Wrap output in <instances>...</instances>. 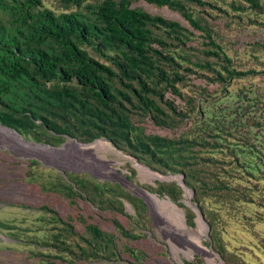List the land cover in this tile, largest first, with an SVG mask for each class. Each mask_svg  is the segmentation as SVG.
I'll list each match as a JSON object with an SVG mask.
<instances>
[{
	"label": "rangeland",
	"instance_id": "obj_1",
	"mask_svg": "<svg viewBox=\"0 0 264 264\" xmlns=\"http://www.w3.org/2000/svg\"><path fill=\"white\" fill-rule=\"evenodd\" d=\"M203 1L204 6L190 2L185 5L201 24L208 25L216 43L229 56L232 68L255 72L233 77L226 83L218 81L214 70H222L223 61L207 56L210 46L202 32L193 29L176 10L134 1L133 7L177 21L187 31L181 42L173 33L153 28L154 36L162 42L156 41L152 46L171 60L159 59L157 64L167 75L177 72L181 78L175 83L178 93L162 82L157 72L150 81L152 88L156 86L164 93L163 99L152 96L162 111L160 121L132 94H128L129 101L116 92L115 106L135 127L130 130L129 141L118 137L121 147L111 140V133V138L88 140L94 129L80 122L97 107L92 100L87 106L90 110H81L63 96L62 100L69 104L64 108L57 98L39 93L38 89L49 90L50 84L42 82L35 87L22 81L0 93V112L10 108L18 115V108L25 107L29 115L36 114L33 125L20 128L21 131L1 124L27 142L61 148L69 141L88 145L103 139L112 148L81 155L68 147L65 154L50 160L48 155L13 147L10 137L0 132V264H209L203 251L192 250L171 228L182 229L184 220L188 229L196 231L201 216L205 226L202 245L215 255V264H264V0H258L263 11L249 7L243 0ZM96 2L87 0L84 5ZM42 7L56 14L65 11L59 0H42ZM0 20L3 36H14L1 11ZM82 47L89 57L118 72L113 63L119 59L117 53L90 45ZM74 83L75 79L69 84ZM114 84L123 89L117 78ZM10 95L16 97L14 104ZM166 102H171L175 111ZM80 111H85L84 116ZM44 119L60 128L69 125L75 137L53 133ZM152 135L173 140L177 147L186 146L182 139L187 138L191 142L186 147L191 155L187 166L179 159L175 164L178 171L172 172L158 162L161 154L150 159L136 141ZM121 156L133 158L161 176L149 181L132 160ZM68 175L88 181V187L91 181L109 182L110 187L101 190L96 202L85 193L67 192L66 184L77 189ZM186 178L191 187L185 184ZM159 183L175 184L182 192L176 194V200L166 193L158 196L151 188H157ZM115 184L123 191L117 190ZM142 191L170 200L183 217H177L167 207H161L163 216L158 215ZM124 195L142 202L139 215ZM188 213L192 216L191 225L187 224ZM87 224L114 237L110 254L103 251L86 256L80 252L81 247L87 246ZM189 249L193 253L187 256Z\"/></svg>",
	"mask_w": 264,
	"mask_h": 264
},
{
	"label": "trees",
	"instance_id": "obj_2",
	"mask_svg": "<svg viewBox=\"0 0 264 264\" xmlns=\"http://www.w3.org/2000/svg\"><path fill=\"white\" fill-rule=\"evenodd\" d=\"M86 1L59 0L65 11L56 14L42 7V0H0V11L9 20V30L14 32V36L5 38L2 34L4 26L0 23V93L22 81L31 83L35 87L42 82L50 84L49 90L38 89L39 93L48 98H57L64 108H68L69 104L62 100L63 96L70 102L77 103L78 109L81 110H86V107L90 105L89 101L92 100L97 107H94L92 113L89 111V116L80 122L94 129V133H89L88 140L101 136L111 138L109 137L111 133V140L116 146L121 147L119 138L129 141L130 130L135 127L115 106L116 92L129 101L128 94H132L144 108L154 111V117L160 121L159 113L162 114V111L152 96L163 99L164 93L157 90L156 86L152 88L150 84L153 82L150 81L157 72L159 79L174 93H178L175 83L181 78L177 72L167 75L157 64L159 59L168 62L171 60L170 56L164 54L162 50L152 46L156 41L162 42L154 36L153 28L165 29L173 33L181 42L187 29L177 21L133 7L132 4L136 0H98L94 4L84 5ZM143 1L156 7L166 6L178 11L193 29L203 33L210 46L206 51L207 56H214L223 61L222 70H214V77L218 81L226 83L233 77L255 72L232 68L229 56L216 43L208 25L201 24L185 5V2H190L204 6L206 2L203 0ZM243 1L249 7L263 11L258 0ZM83 45L117 53L119 59L113 60V63L118 72L103 62L89 57ZM205 64L209 65L208 62ZM186 69L192 71L190 68ZM115 78L119 80L123 89L119 90L113 86ZM73 79L76 83L69 84ZM26 97L30 98L28 94ZM9 99L14 104L16 97L10 95ZM26 104L29 106V103ZM166 104L175 111L171 102ZM18 109V115L10 108L9 111L0 112V124L17 131L33 125L32 118H35L36 114L29 115L25 107ZM87 109L90 110V107ZM80 114L84 116L85 111H80ZM108 120L111 122L106 123ZM44 123L53 133H65L75 137L67 124L60 128L46 119ZM114 123L119 127L112 126ZM107 126L111 127L107 128ZM136 144L152 160L156 158L157 153L161 154L162 160L159 159L158 162L172 172L178 171L175 164L179 162V159L184 161L183 166H187L188 158L191 157L186 148L191 142L187 138L182 139V144H187L184 147H177L173 140L157 135L148 136L146 139L140 138ZM214 145L217 146V144ZM134 156L141 159L137 153ZM146 163L152 165L149 160ZM156 169L161 170V168ZM70 179L76 182L77 189L75 190L72 184H66L67 192L77 195H82L81 192L85 193L89 199L96 202L99 201L101 190L106 186L110 187L109 182L91 181L88 187V181L83 178L70 177ZM185 184L192 186L187 178ZM115 187L123 191L120 185L115 184ZM151 190L158 196L166 193L173 200H176L177 193L182 192L175 184L164 183H159L157 188H151ZM126 199L134 206L136 215H139L143 207L142 202L130 195H127ZM198 208L202 210L201 206ZM187 215V224L191 225L192 216L189 213ZM84 233L87 235V246L80 248L83 255L88 256L103 251L110 254L108 250L115 246L114 237L95 225L87 224L84 227Z\"/></svg>",
	"mask_w": 264,
	"mask_h": 264
},
{
	"label": "bare ground",
	"instance_id": "obj_3",
	"mask_svg": "<svg viewBox=\"0 0 264 264\" xmlns=\"http://www.w3.org/2000/svg\"><path fill=\"white\" fill-rule=\"evenodd\" d=\"M0 132L10 137L13 147L18 148L21 151L27 152V153H39V154H42V156L44 157L45 155H48L49 158L47 159H50V160L52 159V157L58 156L60 153H64L63 151H65V149H67L68 147L74 148L76 151L75 153H78L81 155L94 154V153H97L98 150H109V151L112 150L110 144L103 139L95 140V142L88 144V145H82V144H78L75 141H69L65 145H63L61 148H53V147L45 146L43 144H35L32 142H27L21 136H19L16 132H14L12 129L2 126L1 124H0ZM121 157L123 159L132 160L134 163V166L137 169H139L140 173L144 175V178L149 181L155 178H159L161 176V175L159 176L158 173L155 174V173L150 172V170H148L141 164L137 163L133 158H129L126 156H121ZM142 194L150 202V205L154 208L155 212L158 215H162L163 211L161 212V207H167V210L173 212L177 217H183L182 211L178 209L170 200L168 199L161 200L157 198V196L150 194L148 192H145V191H142ZM165 220L168 221L166 218ZM197 223H198V230L196 231L188 229L184 220L182 221V225H181L182 229L178 227L176 228L172 225H171V228L174 231V233L179 234V236H181L185 240L186 244L189 245L188 247H192L193 248L192 250L198 249V250L203 251L207 256V260L209 264H215V259H214L215 255L202 245L201 236L205 231L204 230L205 226L201 220V217L198 218ZM192 250L190 249L187 250L186 255L190 256L193 253Z\"/></svg>",
	"mask_w": 264,
	"mask_h": 264
},
{
	"label": "water",
	"instance_id": "obj_4",
	"mask_svg": "<svg viewBox=\"0 0 264 264\" xmlns=\"http://www.w3.org/2000/svg\"><path fill=\"white\" fill-rule=\"evenodd\" d=\"M182 186H185L184 182H183V179L180 180ZM201 220H203V217L201 216Z\"/></svg>",
	"mask_w": 264,
	"mask_h": 264
}]
</instances>
